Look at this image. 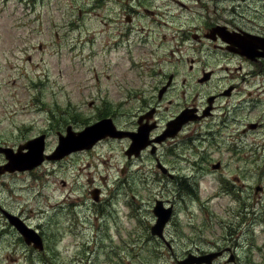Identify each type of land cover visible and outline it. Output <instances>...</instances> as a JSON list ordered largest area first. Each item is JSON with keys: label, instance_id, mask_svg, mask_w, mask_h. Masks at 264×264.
Returning a JSON list of instances; mask_svg holds the SVG:
<instances>
[{"label": "rangeland", "instance_id": "374dc122", "mask_svg": "<svg viewBox=\"0 0 264 264\" xmlns=\"http://www.w3.org/2000/svg\"><path fill=\"white\" fill-rule=\"evenodd\" d=\"M182 3L186 6L169 0H154L152 3L167 12L166 21L171 23L169 27L157 17L162 20L157 31L167 36L178 35L176 31L181 25L186 28L187 35L180 49L171 48L168 43L170 67H165L177 74V92L168 95L167 99L174 101L168 109L167 99L160 106L161 123L184 105L201 102L222 91L231 83L226 79L230 77L228 72L238 68V62L232 61L229 64L232 70L224 71L225 78H221V71L219 78L211 82L198 81L203 64L195 62V68L191 70L189 59L196 58L201 43L196 42L189 31L194 30L193 24L197 23V14L202 10L196 0H182ZM223 4L231 5L232 2ZM249 4L251 7L246 15L263 23L264 1L249 0ZM109 5L112 11L106 14ZM145 5L149 6V3L144 2L138 9L142 10ZM255 6L259 8L257 11ZM128 10L118 3L100 0H0V148L17 151L20 145L45 134L46 151L50 153L57 147L58 134H65L69 127L82 131L88 124L112 116L118 106L122 111L137 114L143 109L141 102L150 101L151 96L156 101V92L150 93L144 76V70H147L140 64L141 60L149 62L151 56L135 54H138L139 43L135 51L107 47L110 34L116 32L118 25L113 11H123L122 21L125 23L124 15ZM110 19L113 21L109 28L104 21ZM151 20L141 15L137 27L155 28L158 23H151ZM139 35H142L140 31L137 37ZM204 42L212 47L209 40ZM153 46L151 41L147 43L148 53ZM169 48L159 49L162 58H166ZM136 61L137 65H133ZM219 63L221 61L217 60L208 66H219ZM250 67V75H245L247 69L244 67L242 74L233 73L240 82L242 105L251 107L255 104L256 108L246 114L238 109L234 113L238 121H231V130L224 129L217 136L221 144L209 141L210 148L206 151L210 163H217L219 159L225 163L231 161V166H226L222 172L201 161L206 157L204 152L203 156L196 155L193 160L197 166H205L206 171L193 172L189 162L179 160L171 163L174 167L171 172L175 175L171 178L159 170L155 159L148 153L128 158L125 153L127 140H113L88 152H71L65 159H48L32 170L2 173L0 206L20 216L38 231L45 246L39 250L27 244L0 207V264H85L87 261L90 264H107L108 261L133 264L129 249L119 244L116 227L122 224L119 231L131 240L126 229L143 217L151 219L152 205L156 200L172 199L178 186L183 190L182 199L175 200L177 211L173 222L180 223V235L183 239L195 237L201 249L216 248L211 244L216 241L215 234L218 233L216 220L228 221L241 216L238 213L242 211L239 208L240 194L236 190L227 187L228 192L218 195L216 192L222 185L221 177L243 179L242 169L239 173L237 171L244 160L234 161L236 155H248L250 160V188L246 193L250 196V205L253 196L259 193L264 204V126L251 130L246 140L230 136L232 132L235 135L241 132L250 121H264V76L258 74L261 70L252 71ZM97 73L98 85L93 79ZM109 75L111 78L105 81L104 77ZM120 76L131 82L137 80L140 86L145 82L144 87L132 85L133 93L138 95L133 100L136 105L116 103L122 98L111 88L113 80ZM244 76L248 77L246 81ZM101 77L108 86L104 94ZM239 95L240 92L232 97L222 95L218 102L220 111L232 105L230 100L235 97L237 100ZM258 96L261 97L258 99ZM135 125L132 124L131 128ZM7 162L5 154L0 151V166ZM224 179L223 184H226ZM95 190L100 196L97 203L93 199ZM129 202L144 203L140 211H147L148 215L138 214V206H135L137 217L130 214ZM253 209L251 217L262 220L261 224L255 225L259 253L253 249L250 254L246 248L241 249L243 252L239 255L246 257L250 254L252 264H264V206L258 203ZM169 229H173L172 221ZM111 242L119 251L118 255L110 252ZM100 244L105 247L100 248ZM187 246H190L189 241ZM177 259L181 258H167L171 264Z\"/></svg>", "mask_w": 264, "mask_h": 264}, {"label": "flooded vegetation", "instance_id": "af4514ba", "mask_svg": "<svg viewBox=\"0 0 264 264\" xmlns=\"http://www.w3.org/2000/svg\"><path fill=\"white\" fill-rule=\"evenodd\" d=\"M100 1H111L120 4L121 8L123 9L129 8L127 13L124 15L125 23L122 21L123 11H113V13L118 18V25L116 27V32L110 34L111 36L107 47L110 50L112 48L116 49L118 47L119 49L126 48L127 50L132 49L135 51V46L139 43L137 48L138 54H135L141 57L147 54L151 56L149 62L141 60L140 64L147 70L145 71L143 69L144 76L148 80L150 93L156 92V101L153 100L154 96H151L152 99L150 101L141 102L143 104V109H141L137 114L132 111H122L120 106H118L115 108L112 116L101 118L91 124L86 125L82 128V131L96 123L105 122L113 126V128L115 127L122 133L117 132V135H120L117 137H104L98 140L92 148L88 150L76 151L74 154L88 152L89 150L96 148V146L98 147L99 145H103L104 143H108L113 140H127L128 146L125 150V153L128 158L132 159L133 155L135 158L142 157L143 153H148L155 159L156 166L159 168V170L171 178L175 176L171 172V169L174 168L171 166V163L179 160L189 162L193 172L206 171L205 166H197L193 160L196 155L203 156L202 153L204 152L206 157L201 159V161L208 163L212 169L222 172L226 166H231V161L225 163L220 159L217 161V163H210L208 160L209 153L206 151H208L210 148L209 141L212 143L217 141L218 144L216 145L221 144V141H218L217 136L220 135L224 129L231 130L230 122L233 120L238 121L234 116V113L238 109H241V111L246 114L250 113V111L254 110L257 106L255 104H252L251 107L247 106L248 104L242 105L243 99L241 96L242 90L240 89V82L236 81V76L233 73L240 72V74H242L244 67L247 69L244 71L245 75H250L252 72H250L248 66H251L250 68L252 71L261 70V72L258 74H261L260 76H264V48L261 47V45L264 44V22L260 23L256 19L246 15V11L251 7L249 0H196V4L199 5V8H201L202 11L197 14L198 20L196 24H193L194 30L189 32L191 37L196 42L201 43V47H199L197 50L198 54L196 58L192 57L189 59L190 69L193 70L195 68V62L203 64L200 67L201 75L198 81L205 84L211 82L215 78H219L221 71V78H225L227 75L224 74V71L232 70L229 65L232 61L238 62V68L228 72L230 77L227 76L226 79L230 80L231 83L226 88H224L222 91H219L218 93L209 95L201 102L184 105L179 111H177V113L167 119L165 123H161L160 121V106L168 98L169 94L173 95L175 92H177V74L175 72H171V70H167L166 68L170 67L169 56L171 50L168 46V43L171 44V48L180 49L183 42L187 39L185 32L186 28L184 26L181 27L180 25L176 31L178 35L171 34L170 36H167V34L164 32L157 31V29L161 28L162 25V20L156 19L157 17L163 19L165 24L170 25L169 27H171V23L170 21H166V17H168L166 11H163L159 6L152 5L154 0ZM169 1L179 3L181 6H186L184 3H182V0ZM256 1L260 2L264 0ZM144 2H148L149 6L145 5L142 10L138 9ZM223 2H232V4L226 5L223 4ZM107 7H109V9H106V14H110L112 7L110 5ZM187 8H190L189 5ZM258 9L259 8L256 6L254 7V10L257 11ZM141 15H146L147 17L152 18L151 23H158L157 26L152 29H149V27L146 29V26L137 27V24L139 23V17ZM112 21L113 20L111 19L109 21H104V24L110 28ZM123 24H125V26H122ZM139 31L142 33V35L137 37V33ZM176 39L178 41H175ZM204 40H209L212 43V47L206 46ZM150 41L154 46L149 49L151 52L148 53V48L146 45ZM251 42L257 45L256 49L251 47ZM161 47H163L164 50L165 48H169L166 58L163 57L165 59H163L161 57L163 55H160L159 53V49ZM179 60L181 61L183 59ZM217 60L221 61L219 66H208ZM133 65H137V61L134 62ZM98 75L99 74L97 73L93 76V79L97 82V85L100 84V78ZM110 78L111 75L105 76L104 80L106 81ZM246 78L248 77H243L244 81H246ZM101 80L104 84V94V90H107L108 86L104 82L103 77H101ZM184 82L185 80H183V83ZM144 83L145 82H142L143 85L140 86L137 83V80L131 82V80H128V78L123 79L122 76H120L119 79H114L111 89H115L119 97L122 98L121 101H117L116 103L136 105L133 100L137 98L138 95L133 93L132 85L137 84V86L139 85L140 87H144ZM237 92H240V95L237 96L238 99L235 100L236 97L233 98L230 100L233 104L226 106L220 111L221 106L218 105V102L220 101L221 96L231 95L232 97ZM260 97L261 96H258V99ZM122 100L124 101L122 102ZM104 101L105 96L103 97V104ZM151 101H153V104ZM167 101L168 105L166 109H168V106L174 102L172 99H167ZM90 104H93V102ZM123 112H125L126 115H124ZM183 112H185L184 116L188 115L194 118L183 124L181 129H179L175 135H169L174 130V128H169V124L176 120ZM125 117H127V119H124ZM134 123H136V125L131 128V125ZM260 126H264V121H250L247 123V127H243V129H241V132H238L236 135L232 132L230 136L237 140H246L249 132L259 128ZM68 129L65 134H58L57 146L60 144V137L62 135H66ZM141 129L148 130V136L146 138L148 145L143 148L138 155H136L135 152H130V148L133 143L132 134L140 132ZM71 130L73 132L81 131L73 130L72 128ZM165 134H168V136L165 139L160 140ZM204 143L206 144L204 145ZM69 156L70 155L68 154L65 157L67 158ZM241 158H243L244 163L242 167L238 166L239 170L237 173L240 172L241 168L243 179L240 180L237 177V180H230V178L224 179L221 177L220 180L222 185L218 186V189L216 190L217 195L222 192H228L229 190L227 187H229V189L236 190L237 193L240 194L239 204L241 207L239 208H242V211L238 212L241 214V216L230 218L228 221L222 219L216 220L215 224L218 226V228L215 229L218 231V233L215 234L216 241H211L213 247L217 246L216 248L211 250H206L205 248L201 249L200 245L198 244V239H195V237L183 239L180 235L178 228L180 223L173 222L177 211L175 200L182 199L183 190L182 187L178 186L176 195H174L172 199H167L168 201L163 200L164 206H172V216L164 225L162 234H156L153 232L154 226L157 223V217L154 213L157 202L152 205L151 219L143 217L139 220V222L131 224L132 227L130 229H126L127 234L130 235L129 239L131 240H127L119 231L122 224H118V227H116L115 230L117 232V238L120 242L119 244L124 246L126 249H129L131 258L134 259L133 264H171V261L167 260V258H171L172 256L174 258H181L177 259V261L175 260V264L176 262L178 264H182V262L191 255L195 257H201L210 254L214 255L212 256L210 262L205 261L201 264H252L250 261V254L253 253V249L259 253L258 242L255 240V225L261 224L262 220H257L256 218L251 217V215L254 214L252 210L254 211L253 208L257 206L258 203L262 206H264V204L261 202V193H259L253 196V204L252 206L250 205V196H246L247 190L250 188V160L248 155L238 154L235 156L234 161L240 160ZM161 165L166 169L165 171L162 169ZM123 170H125V168ZM223 179L226 180V184H223ZM188 193L192 194V192ZM93 199L95 200V203H97L96 201L100 200V196L98 197V190L93 191ZM142 205H144V203L134 204L133 202H129L130 214L136 215L135 206H138V214L148 215L147 211H140ZM3 209L7 210L6 208ZM7 211L10 212L9 210ZM262 213H264L263 209ZM102 220L107 221L106 218H102ZM171 221L173 224L172 230L169 229V224ZM104 225L106 226L105 223ZM97 227H100V225ZM99 231H101L100 228ZM188 241L190 246H187ZM113 245L114 243L111 242L110 252L118 255L119 251L115 250ZM99 247L104 248L105 244H100ZM246 248L247 251H250L251 253L246 257H241L239 253L243 252L242 250H245ZM104 250L106 251V249ZM85 264H90V262L87 261ZM107 264H117V262L108 261ZM123 264L128 263L123 262ZM193 264H197V262H194Z\"/></svg>", "mask_w": 264, "mask_h": 264}, {"label": "water", "instance_id": "95a60500", "mask_svg": "<svg viewBox=\"0 0 264 264\" xmlns=\"http://www.w3.org/2000/svg\"><path fill=\"white\" fill-rule=\"evenodd\" d=\"M250 44L253 49H256L257 45L252 42ZM261 47L264 48V44H262ZM184 113L185 112H183L176 120L169 124L170 129L174 128L172 133L169 135H175L178 130L181 129L183 124L194 118L188 115L184 116ZM117 132L121 131L117 130L115 127L113 128V126L105 122L96 123L79 132H73L71 128H69L67 134L60 137V144L56 147L55 151L50 154L45 152L46 136L44 134L34 140L29 141L27 144L20 145L17 148V151H14L12 148L1 147L0 151L5 154L8 162L0 166V175L6 172L13 173L16 171L32 170L41 165L46 159H61L71 152L82 149H90L97 143L98 140L104 137L120 136L117 135ZM147 136L148 130L144 129H141L138 133L132 134L133 143L131 145L130 152H135V154L138 155L140 151L148 145V141L146 140ZM167 136L168 134H165L160 140L165 139ZM161 167L164 171L166 170L162 165ZM259 189L260 188L257 187V190ZM156 202L157 205L154 209V213L157 217V223L154 226L153 232L156 234H162L164 225L172 216V206H164L163 200H157ZM2 211L8 217L10 222L24 236L25 242L27 244L33 245L36 249L43 250L44 243L41 236L38 234V231L30 227L18 216L11 214L3 208ZM212 256L214 255L210 254L201 257H195L191 255L186 258L182 264H193L194 262L201 264L205 261L210 262Z\"/></svg>", "mask_w": 264, "mask_h": 264}]
</instances>
